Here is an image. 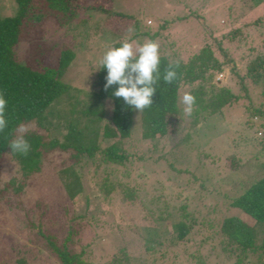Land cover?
Here are the masks:
<instances>
[{
    "label": "rangeland",
    "instance_id": "obj_1",
    "mask_svg": "<svg viewBox=\"0 0 264 264\" xmlns=\"http://www.w3.org/2000/svg\"><path fill=\"white\" fill-rule=\"evenodd\" d=\"M89 3L107 13L80 9L60 23L53 16H45L26 28L14 46L17 60L36 68L51 66L62 49L72 52L59 77L65 84L63 91L45 106L37 123H24L28 131H37L46 140L61 141L68 124L86 126L83 132L88 135L94 134L87 131L91 126L100 148L114 141L101 135L102 126L108 123L109 102L94 98L91 81L103 53L113 43L125 40L134 46L153 40L159 44L160 55L183 62L207 43L216 60L223 62L212 83L228 86L238 98L191 121L181 103L188 87L178 88L177 111L168 115L165 134L151 139L140 137L142 112L133 108L129 136L120 140V147L127 152L125 160L120 164L104 161L98 150L91 158L83 157V162L73 165L80 190L70 200L57 174L68 152L54 148L46 158L40 157L37 170L23 174L6 149L0 159V262L13 264L15 258H22L24 264H57L37 242L38 235L53 232L71 220L73 249L84 248L85 264H105L115 248L125 242L129 246L128 264H142L149 251L157 258L166 246H172L162 237L171 233V222L179 217V207L183 206L187 213L183 219L190 227L186 236L173 244L177 261L186 264L185 254H192L203 264H231L219 249L218 225L223 217L241 216L255 228V244L264 241V222L253 225L250 218L227 204L228 197L264 173L260 166L264 164V149L251 136L254 130L257 137L264 134V117L247 116L251 105L262 102L263 85L243 77L244 95L236 83L244 73L251 46L259 39L258 29L248 22L261 13V7H253L250 0ZM14 11V0H0V16ZM113 12L118 14H109ZM237 28L239 33L230 39V31ZM232 65L237 74L230 73ZM93 106L96 112L90 113ZM99 107V120L92 127L91 118L85 116H99ZM248 117L251 127L244 123ZM127 189L134 191V203L122 199ZM142 216H148L155 225ZM129 227H135L136 232ZM263 260L264 252L256 247L241 253L235 264H260Z\"/></svg>",
    "mask_w": 264,
    "mask_h": 264
},
{
    "label": "trees",
    "instance_id": "obj_2",
    "mask_svg": "<svg viewBox=\"0 0 264 264\" xmlns=\"http://www.w3.org/2000/svg\"><path fill=\"white\" fill-rule=\"evenodd\" d=\"M89 1L91 2V0H14V13L8 16H0V93L4 95L7 101L4 113L7 125L0 132V159L7 149L11 158L21 168L22 173L29 174L38 169L40 157L46 158V154L54 148L68 152L65 160L59 163L61 168L57 171L58 177L63 181L62 189L67 200H70L80 190L73 165L79 161L83 162V157L91 158L92 154L98 150L104 161L120 164L125 160L127 152L120 147V140L129 136L131 110L133 108L128 106L123 98L113 95L117 85H112L107 90L104 88L107 69L99 64L91 81L92 94L97 101L107 99L109 102L108 123L102 126L101 135L103 138H113L114 141L100 148L94 139L95 128L91 130L90 126L87 131L94 134L88 135L87 132H83L86 126L80 128L68 124V129L61 141L46 140L45 136L37 131H27L24 137L30 144L28 154L13 152L9 144L16 138L17 128L28 121L35 120L37 123L39 121L38 115L45 106L63 91L65 84L59 80V77L72 58V52L69 49H62L58 52L51 66L31 67L17 60L14 46L26 28H30L35 22H40L45 16H53L60 23L80 9H95L106 12L101 6H94ZM250 4L253 7H261V13L248 22L249 26L255 30L258 29L257 36L259 39L251 46L249 60L244 65V73L241 76L238 75L240 80L236 83L237 88L242 90L244 95L246 88L245 83L242 82L243 77L248 78L249 83L252 84L262 83L263 87L260 94L263 100L256 106H250L249 102L250 107L247 116L264 117V0H250ZM238 33V28L231 30L229 38L235 37ZM121 45L122 42L113 43V47H120ZM178 61L179 67L175 69L177 72L176 79L170 84L165 83L163 80L165 69L175 60H169L168 57L160 55V79L154 85L156 92L152 97L153 104L141 111L143 127L140 137L142 139L161 137L165 134L167 119L170 117L168 115L175 114L177 111L178 88L188 87V92L196 98L191 121L198 116L217 112L221 107L236 102L238 98V95L230 91L228 86H217L212 83L215 75L221 71L223 62L216 60L207 43L201 46L196 53H192L185 62ZM225 62H227L226 59ZM229 70L230 73L237 74L235 66L232 65ZM95 110L93 106L90 113L96 112ZM100 114L101 108L99 107L97 114L99 116H85V119L91 118V125L93 124L92 127H95ZM85 123L88 124L86 120ZM244 123L251 127V118H246ZM257 135H261V133L258 132ZM251 136L253 142L256 141V144L264 149V134L257 137L254 130ZM260 166L264 167V164L261 163ZM16 190L14 188L15 192ZM1 193H3V189L0 188V195ZM122 199L128 204L134 203V191L131 189L123 191ZM227 204L231 208L238 209L244 218H250L253 225L263 223L264 173L253 179L240 193L228 197ZM179 210L181 211L179 217L171 222V233L168 234L167 238L162 237L165 242L172 245L169 248L166 246L168 254L164 248L155 258L149 251L142 264H181L177 261L179 255L175 252L174 248L176 247L173 244L186 236L190 223H186L183 219L187 216V213L183 211V206H180ZM141 218L147 220L151 226L155 225L148 216ZM69 221L71 222V220ZM70 222L64 227L60 225L53 232H39L37 242L57 264H85L86 261L83 260L84 248L82 247L78 251L73 249L75 232ZM129 229L136 232L135 227H129ZM218 234L220 237L219 249L229 257L231 264L237 263L240 254L245 251L258 247L264 252V241L259 245L255 244L256 230L252 225L247 224L241 216L228 215L223 217L219 221ZM128 247L126 242L117 246L105 264H128L129 260L126 255ZM185 259L188 260V263L185 262L186 264H203L197 256L192 254H185ZM0 264H8V262L2 261ZM13 264H24V260L15 258ZM260 264H264V260Z\"/></svg>",
    "mask_w": 264,
    "mask_h": 264
},
{
    "label": "clouds",
    "instance_id": "obj_3",
    "mask_svg": "<svg viewBox=\"0 0 264 264\" xmlns=\"http://www.w3.org/2000/svg\"><path fill=\"white\" fill-rule=\"evenodd\" d=\"M101 67H106L107 76L104 88L107 90L112 85H117L113 95L123 98L124 102L136 109L138 112L153 104L152 97L156 92L157 81L160 79L159 44L153 40H146L142 44L133 45L125 40L120 47L108 48L100 58ZM179 67V61L170 63L165 69L163 80L165 83H172L177 77L175 69ZM195 96L190 92L182 95L181 103L183 111L191 116L194 110ZM6 99L0 93V132H2L7 121L5 119ZM28 127L21 124L17 128L16 138L10 142L13 152L27 155L30 144L24 134Z\"/></svg>",
    "mask_w": 264,
    "mask_h": 264
}]
</instances>
